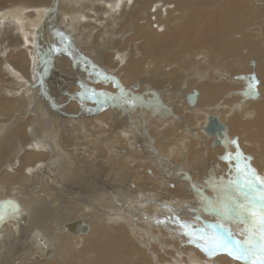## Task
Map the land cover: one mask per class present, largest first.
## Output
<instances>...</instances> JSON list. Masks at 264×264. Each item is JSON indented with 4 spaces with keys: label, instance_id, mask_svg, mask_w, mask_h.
<instances>
[{
    "label": "bare ground",
    "instance_id": "1",
    "mask_svg": "<svg viewBox=\"0 0 264 264\" xmlns=\"http://www.w3.org/2000/svg\"><path fill=\"white\" fill-rule=\"evenodd\" d=\"M52 35L56 62L49 57ZM53 64L65 73L57 72ZM252 77L264 86V0H0V150L4 149L0 167L6 170L0 171V199H17L27 217L24 224L2 226L0 264H191V258L181 260L177 249L193 244L182 240L190 236L180 224L204 230L209 224L220 233L222 229L215 227L219 220L215 211L206 217L195 203L205 218L199 225L189 220L199 218V213L190 212L191 206L184 211L186 207L176 199L178 208L169 205L171 185H177L173 191L183 192V184L193 185L174 169L181 171L180 164H191L193 177L205 183V176L217 175L210 178L215 182L220 178L223 189L236 181L235 160H223L224 148L212 147V137L204 133L212 115L228 124L230 139L243 129L247 133L257 128L254 135H245V151L254 162L245 157L242 164L264 178V104L254 106V117L248 114L251 122L240 118L247 120L241 115L249 98L218 105L232 84L241 81L240 87L246 89ZM62 79L71 92L63 88ZM219 79L222 83L216 82ZM194 89L199 92L198 102L190 107L185 96ZM148 93L153 98L147 102ZM56 95L65 100L56 104L50 98ZM128 98L132 104L124 107L122 100ZM162 101L169 115L176 112L169 121ZM149 115L153 124L147 128L143 118ZM153 125L161 130L159 138H153L155 144L169 157L162 159L177 162L168 169L159 163L160 154L149 149L151 138L139 139L138 133L146 128L151 136ZM172 135L182 148L180 159L179 150L168 142ZM138 146L144 149L143 157ZM36 150L40 151L33 154ZM230 150L231 145L229 154ZM36 163L41 165L34 167ZM114 168L128 176L116 175L114 181ZM127 178L139 185L126 193L120 186ZM85 179L90 182L82 186ZM179 179L183 184L175 182ZM109 184H115L114 191ZM126 194L128 201L120 203ZM107 202L119 205L114 207L119 212L130 208L128 219L94 205ZM85 206L97 207L112 219L97 218ZM75 222L87 231L66 233L64 225ZM223 223L230 230L244 227L231 220ZM33 231L46 242L45 251L35 236H29ZM72 241L82 245L79 251L69 250ZM182 252L189 251L183 247ZM194 254L205 264H244L227 251L215 253L213 263L203 260L207 258L203 253Z\"/></svg>",
    "mask_w": 264,
    "mask_h": 264
},
{
    "label": "rangeland",
    "instance_id": "2",
    "mask_svg": "<svg viewBox=\"0 0 264 264\" xmlns=\"http://www.w3.org/2000/svg\"><path fill=\"white\" fill-rule=\"evenodd\" d=\"M85 3V2H84ZM69 17H70V19H71V22L73 21V17L71 16V15H69ZM234 26V25H233ZM121 29V30H120ZM118 31V33H123L124 32V29L121 27ZM55 36L54 35H52L51 37H50V53H49V57H50V61L51 62H53V61H55L56 62V60H57V53L55 54V51H54V49H55V47H57V43L55 42ZM194 52V51H193ZM36 58H37V56H35ZM56 57V58H55ZM116 60V59H115ZM54 62V63H55ZM53 68H55L56 66L53 64ZM57 69L59 68V66H57L56 67ZM93 69V68H92ZM92 69H90V71L92 70ZM62 70V69H61ZM60 70V68L58 69V70H56L57 72H59L60 74L61 73H65L64 72V70H63V72ZM93 71V70H92ZM103 72V71H102ZM244 74H246V75H248L247 73H245V72H243ZM243 75V74H242ZM78 76V75H77ZM63 77H65V74L62 76V78ZM79 77V76H78ZM80 78V77H79ZM79 78H77V79H79ZM61 81V84H62V86H63V88H65V90H67L68 89V91L69 92H71L70 91V87H67L69 84H68V82L66 81V80H64V79H62V80H60ZM219 81H221L220 79L218 80V81H216V82H218V83H222V82H219ZM228 81H230V80H228ZM228 81L226 82V84H228ZM249 82H246V83H248L247 85V87H246V89L244 88H241L240 87V83H241V81H238V82H233L234 84H232V88L231 87H229V90H230V92H226V94H225V96H224V99H223V101H222V104L221 103H218V105H220V106H222V107H224L225 106V104H227V102H229V100H232V99H237V98H239V100H242V99H245V98H249V102L248 101H246L245 103H243V105H244V111H245V114H242L241 116H243V117H245L246 115H247V117H245V118H247V120L246 119H244V118H242V117H240L241 119H242V122H251V120L249 119L248 120V118H250V116H252V117H254V115L252 114V112L253 111H255V105H258L259 103H263L264 104V86H262V84L260 83V81L259 80H254V77H252V78H250L249 80H248ZM259 81V82H258ZM262 81V80H261ZM263 82V81H262ZM68 85H67V84ZM84 83H86L88 86H93V85H91L89 82H84ZM237 83V84H236ZM260 83V84H259ZM230 84V83H229ZM228 84V85H229ZM236 84V85H235ZM239 84V85H238ZM259 84V85H258ZM231 85V84H230ZM229 85V86H230ZM237 86V87H236ZM251 86V87H250ZM234 87V88H233ZM263 88V90H262V92H260V88ZM72 88V87H71ZM124 88V87H123ZM236 88H238L237 90H236ZM254 88V89H253ZM101 88H98V90H100ZM246 90V91H245ZM237 91V92H236ZM249 91V92H248ZM239 93V94H238ZM71 94V93H70ZM241 94V95H240ZM245 94V95H244ZM146 95H148V96H145V98H146V101L148 102L149 100L150 101H152V98H153V96L152 95H150L149 93L148 94H146ZM233 95V96H232ZM238 95V97H236ZM64 96V95H63ZM230 96V97H229ZM235 96V97H234ZM248 96H250V97H248ZM168 97H170V96H167L165 99H168ZM171 97H172V95H171ZM171 97H170V99H171ZM51 99H52V101H54V102H56V104H58V101H60V100H65V97H59V96H55L54 98L53 97H50ZM78 98V97H77ZM259 98H261V99H259ZM128 101V102H125V101ZM123 99L122 100V103H123V106L125 105V104H132L131 103V101H130V99L128 98V99ZM169 100V99H168ZM225 100H227L226 102H224ZM254 100V101H253ZM74 101H78V100H74ZM168 102V101H167ZM231 102V101H230ZM162 103H163V105L165 106V107H167L165 110H167V112L166 113H168V106L166 105V102H164V101H162ZM165 103V104H164ZM249 103H250V105H249ZM255 103V104H254ZM231 105H233V104H231ZM230 106V105H229ZM124 107H127L126 105L124 106ZM242 108V109H243ZM223 110V108H219V111H222ZM171 112L172 113H176V112H174L173 110H171ZM170 112V113H171ZM229 112V111H228ZM228 112H227V110H226V114H228ZM247 112V113H246ZM248 112H250V113H248ZM171 113V114H172ZM170 114V115H171ZM250 116H249V115ZM252 114V115H251ZM170 115H169V113H168V115H167V117H166V119L169 121V119H170ZM233 116H234V114H232ZM245 115V116H244ZM233 116H230L231 118L233 117ZM146 117V116H145ZM172 117V116H171ZM229 117V118H230ZM146 118H148V117H146ZM174 118V117H173ZM224 118H226V116H224ZM144 119V122H145V125H146V127L148 128L149 127V125L151 124V122H152V120H150V119H152V116H150L149 115V118L148 119H145V118H143ZM243 119H244V121H243ZM167 120H164L165 122H168ZM152 124H153V122H152ZM226 127L229 129V127H228V124H226ZM146 128V131L144 132V131H141V132H139L138 133V136H139V139H142L143 141H145L146 140V138H145V136H148V137H150L151 138V140H148L149 142H151L150 143V148L149 149H154L157 153H159L160 154V158H159V163L160 164H162L163 166H165V168L166 169H168V168H170V166H171V164H174V162L175 163H177L176 161H173L172 163H168V161H166V160H163L162 159V156H165V157H167V158H169L168 157V154L167 153H165L164 151H163V149H162V147H160V146H157L156 144H155V140L157 139V138H159L158 136H160V134H161V130L160 129H157V128H154V125H153V128H154V132H152V135L150 136V133H149V131H148V129ZM256 127L255 128H253V129H251V130H249V132H252V133H249V132H247V133H245L244 132V129L242 130V131H240V133L241 134H237L236 136H234V137H237L238 138V143H237V145L236 146H232L231 145V150H230V154L229 155H227V156H225V151H224V149H223V152H224V158H223V160H227V158H232V159H234L235 160V164H237L236 165V167H238V168H236L235 167V169L237 170V173H236V176H235V180L237 181V180H240L241 182L243 181V174H242V172L240 171V170H242V169H245V166L242 164V163H244V162H249V163H252V162H254V157L252 156L251 157V153H249L248 151L246 152L245 150H246V144L245 143H248L247 141H246V138H245V135H246V137L248 136V134H252V135H254L255 134V132H256ZM160 130V131H159ZM255 130V131H254ZM148 131V132H147ZM156 131H157V133H156ZM159 131V132H158ZM254 132V133H253ZM153 133H155V134H153ZM140 134V135H139ZM157 134V135H156ZM156 135V136H155ZM28 136H29V131H28ZM205 136V135H204ZM230 136V135H229ZM171 137H173V141L172 140H169L168 142H170L171 144V146L170 147H176L177 148V150H179V153L177 152V159H180L181 157H182V155H183V151H182V148H181V146H180V144H179V142H177L176 141V137H175V135H172ZM36 138H38V134H36ZM155 140H154V139ZM233 138V137H232ZM175 139V140H174ZM240 139V140H239ZM153 140V141H152ZM243 140V141H242ZM17 142L18 140H14V142ZM26 140H22V141H20V142H25ZM148 141H147V143H148ZM202 141H204V140H202ZM31 143H32V140L30 141ZM176 142V143H175ZM31 143L30 144H27V145H29V146H31ZM34 144V143H33ZM175 144V145H174ZM20 145V144H19ZM28 146V147H29ZM137 146V145H136ZM148 146V147H149ZM12 147V146H11ZM21 147V146H20ZM25 147V146H24ZM37 147H40L39 145H37ZM147 147V148H148ZM31 148V147H30ZM136 148H138V150H139V153H138V155H139V157H143V155L145 154V152H144V149L142 148V147H136ZM158 150H156V149ZM250 148V147H249ZM248 148V149H249ZM162 149V150H161ZM181 149V150H180ZM2 150H4V149H2ZM2 150H0V151H2ZM160 150H161V152H160ZM210 150H212V148H210ZM16 151V150H15ZM40 150H36V151H34L33 152V154H36L37 152H39ZM27 152H30V153H32L31 151H27ZM8 152H5V154H7ZM162 153V154H161ZM180 154H181V156H180ZM244 155V156H243ZM250 156V158H251V160L248 158ZM32 157V156H31ZM31 157H29V158H31ZM235 157H237V159L235 158ZM245 157H247V159H246V161L244 160V158ZM0 158H2V157H0ZM238 159L240 160L239 162H238ZM176 160V159H175ZM166 161V162H165ZM61 163H64V161H62ZM61 163H60V166L61 167H64L65 169H66V171H68V169L66 168V166L65 165H61ZM148 163H150V162H148ZM37 165H41L40 163H36L35 165H34V167L35 166H37ZM181 166H180V168L182 169L181 171H179V170H176V169H174V172L176 173V174H179L180 176H181V178H187V182H189L190 184H192L193 183V185L195 184L196 186H197V188L201 191V192H196L195 191V187L192 185H189V184H183L181 181H180V179L179 180H175V182L179 185V183H181V184H183L184 186V188H185V191L183 192L182 190H175V191H173L172 190V188H174V186L176 187L177 185H171L170 187H169V190L167 191L168 193H169V196L173 199V200H170V202H169V205H171V206H174V207H176V208H178L179 207V205H177L178 203H176V205L174 204L175 202H174V200L176 199V201L178 200H180L179 202H181L183 205H184V207H186L187 208V206L189 207V206H191V213H199L200 211L198 210V208H197V206H196V204L201 208V209H203V210H205V214H206V217H209L211 214H213L212 212H210V210H209V202L211 201V202H218L220 199H222L223 198V196H224V189L221 187V186H223L224 184H222L221 183V180H220V178H218V180H217V182H215L214 180H212L211 178H213V179H215L216 178V176L217 175H214V174H211L212 175V177H211V175H210V177L208 176H205V179H206V181H205V183H203L201 180V178H199V177H193L192 176V169H193V166L191 165V164H188V163H185V164H180ZM167 166V167H166ZM191 166V167H190ZM49 167V166H48ZM48 167H47V169H48ZM156 167V166H155ZM52 168V166H50V169ZM173 168V167H172ZM46 168L45 167H43V170H45ZM53 169V168H52ZM51 169V170H52ZM149 169V168H148ZM240 169V170H239ZM130 170H135L136 172H137V170L135 169V168H133V169H131L130 168ZM227 170H228V167H227ZM0 171H6V170H3V168L2 167H0ZM125 171H126V169H125ZM229 172H231L230 170H229ZM229 172H227V174H230ZM195 173H198V172H195ZM219 173H220V175H223L222 173H221V171H219ZM235 173V172H234ZM238 173H240L239 175H238ZM117 175V177H122V176H128L126 173H124V172H121V171H119L117 168H114L113 169V177L114 176H116ZM186 175V176H185ZM188 175V176H187ZM213 175H214V177H213ZM229 176V175H228ZM189 177H190V179H189ZM207 177V178H206ZM83 178V177H82ZM115 178V177H114ZM129 178V177H128ZM126 179V181L123 183V184H121V186L120 187H123V189H125V192L127 193L128 192V190H130V191H134L135 189H136V187H132V185H134V186H138L139 184H135L134 182H132L131 180H129V179ZM194 178V179H193ZM199 178V179H198ZM231 178V177H230ZM198 179V180H197ZM211 179V180H210ZM98 181H101L102 183H103V181H102V179H99ZM114 181H116V178L114 179ZM179 181V182H178ZM89 180L88 179H85V180H83L82 181V186H85V185H87V184H89ZM196 182H198V183H196ZM200 182V183H199ZM173 183V181H171L170 182V184H172ZM119 183H117L116 185H118ZM128 184V185H127ZM131 184V185H130ZM221 187H218V185ZM114 185L115 184H109L108 186H109V188L108 187H105V186H102V188H107V189H109V190H115V187H114ZM124 185V186H123ZM130 185V186H129ZM128 186V187H127ZM205 186V187H204ZM125 187H127V188H125ZM224 187H226V188H228V187H230V186H224ZM132 188H135V189H132ZM189 188H190V190H189ZM146 189V188H145ZM206 189L208 190L207 192H206ZM221 189H223V190H221ZM195 192H194V191ZM181 192V194H179L180 192ZM193 192H194V194H193ZM173 193H174V196H171V195H173ZM188 193V194H187ZM198 193H206V195L205 196H202V195H198ZM91 194L92 195H94V194H96L94 191H92L91 192ZM127 195V197L126 198H121L120 197V203H126V200L128 199V197H129V195L128 194H126ZM186 195H187V198L188 197H190V198H186ZM189 195V196H188ZM122 196H123V194H122ZM175 196H177V197H175ZM180 196H182V197H180ZM193 196V197H192ZM196 196V197H195ZM199 197V198H198ZM181 198V199H180ZM106 199H107V201H109L110 199H111V196H107L106 197ZM184 199V200H183ZM190 200V201H189ZM128 201V200H127ZM134 201H136V200H134ZM188 201V202H187ZM174 202V203H173ZM190 202V203H189ZM192 202V203H191ZM194 202V203H193ZM173 203V204H172ZM185 203V204H184ZM196 203V204H195ZM107 204H109V205H107ZM115 204V205H114ZM193 204V205H192ZM94 205H96L97 207L98 206H102V207H104V209L106 208H108L107 209V211L110 213H113V214H117V213H119V214H121V213H123L122 215H123V218H127V216H125V215H127L128 214V210H130V208H124V209H122V211L121 212H119V211H117L114 207H116V206H119V205H117L116 203H113V202H107V203H104V205L103 204H98V203H94ZM186 205V206H185ZM113 206V207H112ZM85 207H87L88 209H90V210H92L93 211V213H95V214H97L98 215V217L97 218H100V219H106L107 217H110V219H112V216H108L107 214H105L104 213V216L102 215V213L100 214L96 209H98L97 207L95 208L94 206H85ZM183 208V209H185L184 211H187V210H189L190 208ZM127 209V210H126ZM99 210V209H98ZM127 212H126V211ZM135 210V209H134ZM130 211H132V210H130ZM136 211V210H135ZM135 211H133V212H135ZM193 211V212H192ZM214 212V211H213ZM92 213V214H93ZM147 213H150V211H147ZM216 213V212H215ZM201 213H199V215H198V217L199 218H196V217H191V219H189V220H191V221H196V222H198L199 223V225L201 224V225H203L204 224V221L203 220H205V218L203 219V216L202 215H200ZM130 217H132V218H134V216L132 215V214H130L129 215ZM164 216L166 217V214H164ZM128 219V218H127ZM135 219V218H134ZM138 219H139V217H138ZM194 219V220H193ZM141 220H142V218H141ZM179 220V219H178ZM218 220V219H217ZM216 220V222L218 223V221ZM124 222H123V225L124 224H127L126 222H125V220H123ZM170 223H172V224H174V223H176V222H178V221H170V220H168ZM206 221L208 222V223H212V221H210V220H208L207 218H206ZM210 221V222H209ZM237 225V224H236ZM238 227H242L241 225H237ZM193 227V229L194 228H196V229H200L199 227H197V226H192ZM204 228H205V232L206 233H213V232H215V233H217V234H223L224 233V231H223V229H222V233H220L218 230H211V228L209 227V224H207V225H204ZM231 231V233H232V235L236 238V239H239V240H243V239H245V236H244V234H243V232L241 231V229H239V230H233V229H231L230 230ZM176 233V232H175ZM177 234V233H176ZM178 235V234H177ZM182 240L183 241H189V240H191V243H193V244H191V245H189V246H187V245H184L183 243V245H182V248L184 247H186L187 249H188V251L189 252H187V253H184V252H182V248H177V249H179L178 251H179V253L181 254V256H182V258H181V260H183L185 257H187V259L189 260L190 258L192 259H190L189 261H190V263L191 264H205L202 260H200V259H198V258H196V256L198 257V255L197 254H194V253H197V252H199V253H203L205 256H202V257H207L206 259H203V260H210L212 263L214 262V261H216V254H219V251H205V250H199V248H203V249H209L208 248V246H206V242L204 241V240H199V239H196V238H194V237H187V238H184V237H182ZM190 242V241H189ZM68 248H69V250H71V251H73V250H77V251H79L80 250V248L82 247V245L81 244H78V243H76V242H68ZM216 253V254H215ZM59 255H61V254H59ZM191 255V256H190ZM190 256V257H189ZM209 256V257H208ZM200 262V263H199ZM201 262H203V263H201ZM217 262V261H216ZM179 264H184L183 262H180Z\"/></svg>",
    "mask_w": 264,
    "mask_h": 264
},
{
    "label": "snow or ice",
    "instance_id": "3",
    "mask_svg": "<svg viewBox=\"0 0 264 264\" xmlns=\"http://www.w3.org/2000/svg\"><path fill=\"white\" fill-rule=\"evenodd\" d=\"M242 174L243 181H230V187L224 189L222 199L209 202V210L215 211L219 217L215 227L223 229V234L206 233L203 228L193 229L191 225L183 223L180 227L187 230L184 234L209 244L211 248L203 249L205 251H227L244 264H264V178L247 168L242 170ZM3 207L5 211L0 212V221L5 219L9 208L19 211L14 203ZM225 220L243 225L245 239H236L230 229L225 228Z\"/></svg>",
    "mask_w": 264,
    "mask_h": 264
},
{
    "label": "water",
    "instance_id": "4",
    "mask_svg": "<svg viewBox=\"0 0 264 264\" xmlns=\"http://www.w3.org/2000/svg\"><path fill=\"white\" fill-rule=\"evenodd\" d=\"M198 94L199 92L196 89L186 94L185 101L187 105H189L190 107H195L198 102ZM204 133L207 136L212 137L213 139L211 143L212 147H216V146L223 147L227 155L229 154L230 145H237L238 143L237 137L230 139V137L228 136V129L226 125L222 123L217 116H212V115L209 116L207 124L204 127ZM13 203L18 206L19 211L15 212L10 208L8 209V214L6 215L5 219L3 221H0V231L5 223H12L14 225H20L26 223L27 217L25 215L21 203L18 202L17 199L8 198V197L0 199V212L5 211V207L3 206L10 205ZM63 229L66 233H71L74 235H80L87 231V227L81 222L66 224L64 225ZM39 235L40 233L38 231H33L30 233L29 236L30 237L35 236L36 242L39 245L40 249L42 251H45L46 242ZM0 238H1V232H0ZM49 253L51 254V252L46 253L47 259H50L52 256Z\"/></svg>",
    "mask_w": 264,
    "mask_h": 264
}]
</instances>
